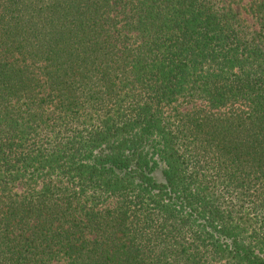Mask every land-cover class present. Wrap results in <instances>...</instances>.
Segmentation results:
<instances>
[{"label":"trees","instance_id":"1","mask_svg":"<svg viewBox=\"0 0 264 264\" xmlns=\"http://www.w3.org/2000/svg\"><path fill=\"white\" fill-rule=\"evenodd\" d=\"M0 0V264H264V0Z\"/></svg>","mask_w":264,"mask_h":264},{"label":"rangeland","instance_id":"2","mask_svg":"<svg viewBox=\"0 0 264 264\" xmlns=\"http://www.w3.org/2000/svg\"><path fill=\"white\" fill-rule=\"evenodd\" d=\"M249 2L250 0H231V6L237 10L248 23L256 28V22L249 12Z\"/></svg>","mask_w":264,"mask_h":264}]
</instances>
